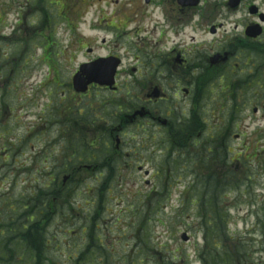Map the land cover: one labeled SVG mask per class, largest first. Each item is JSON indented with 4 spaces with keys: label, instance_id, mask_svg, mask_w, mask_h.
Returning a JSON list of instances; mask_svg holds the SVG:
<instances>
[{
    "label": "rangeland",
    "instance_id": "1",
    "mask_svg": "<svg viewBox=\"0 0 264 264\" xmlns=\"http://www.w3.org/2000/svg\"><path fill=\"white\" fill-rule=\"evenodd\" d=\"M28 1L0 0V247L7 243L13 257L6 264H21L18 259L25 264L28 233L33 235L31 242L36 243L42 264L46 260L60 264H206L205 260L207 264H222L209 262V255L203 252V227L211 224L195 219L189 198L203 192L198 179L203 172L199 165L191 167L188 162L200 159L196 150L178 148L179 140H184V134L180 136V130L185 129L182 119L173 121L165 142L160 140L162 132L140 121L124 125L109 151L102 145L109 142L100 137H107L109 129H114L113 120L132 110L136 98L143 99L138 91L135 94V83L140 80L133 84L136 75L131 78L124 72L129 71L131 62L134 65L139 53L131 51L133 58L124 55L122 59L124 71L119 74L123 78H118V83L123 85L118 96L91 91L78 98L71 79L77 65L88 57L84 51L73 55L65 49L66 54L61 53L72 32L83 37V42L97 40L90 46L95 56L111 51L100 42L105 37L102 27L97 23L90 26L102 5L98 0L61 2L64 8L72 5L67 14L73 19L70 25L64 11L55 6L58 0H49L53 4L48 11L38 4L19 9ZM56 42L62 46L56 47ZM46 44L51 45L48 50H44ZM112 47L121 55L122 48ZM137 68L147 74L144 69H149V64ZM180 102L174 101L173 108L181 115ZM262 103H253L234 119L240 139L234 137L232 129L218 133L220 121L229 122L224 115L206 116V108L201 112L199 107L192 117L199 124L205 123L197 147L208 142L219 147L211 156L214 162L208 161L214 163L209 172L219 182L217 187L221 183L234 186L228 201L231 241L227 248L231 252L244 245L248 253L245 260L233 254L234 264H264ZM252 107L258 109L256 113ZM93 141H99L96 148L91 147ZM117 141L122 146L115 155ZM170 143L176 148L170 149ZM241 148L245 151L239 158ZM220 151H225V158ZM91 162L96 166L94 172L84 170L62 183L69 171L75 173L78 165ZM195 177L197 183L192 184ZM28 213L37 222L35 230H28L30 217L20 218ZM11 232H19L18 239L8 241ZM182 233L189 242L181 240Z\"/></svg>",
    "mask_w": 264,
    "mask_h": 264
},
{
    "label": "flooded vegetation",
    "instance_id": "2",
    "mask_svg": "<svg viewBox=\"0 0 264 264\" xmlns=\"http://www.w3.org/2000/svg\"><path fill=\"white\" fill-rule=\"evenodd\" d=\"M98 3L102 5L99 16L96 20L92 18L90 26L94 28L97 23L102 27L105 34L100 40L102 47L108 45L111 48V53L105 57L120 60L115 87L110 90L91 84L86 93H73L78 98L88 96L91 91L118 96L123 85L118 83L119 73L124 71L122 59L124 55L134 57L131 51H136L139 55L135 57L134 65L131 62L129 71L124 72H129L127 76L131 78L132 74L136 75L133 84L135 80H140L135 83V94L138 91L143 96V99L136 98L132 110L121 112L120 117L113 120L115 130L109 129L107 137L104 136L106 134L100 137L109 141L105 145L102 143L107 151L124 125L145 121L155 132H162L163 140H160L165 142L173 121L182 119L181 126L185 129L180 132L184 133V140H179V150L198 148L197 152L201 153L203 145L197 147V140L205 133L202 130L201 135L200 132L205 123L199 124L200 121H193L192 118L199 107L201 112L206 108V116L228 117L229 122L220 121L222 128L218 133L221 130L228 133L232 129L231 133L237 139L238 121L234 119L253 103L260 106L263 102L264 107V0H98ZM72 20L67 16L65 18L70 25ZM91 28L90 31L93 30ZM83 39L79 34L70 33L68 45L64 46L61 55L67 51L73 55L84 51L88 59L83 64L96 60L98 56L90 46L97 40L83 42ZM55 46L61 47V42H56ZM112 46L122 48L121 55ZM145 64H149V69H144L147 74L137 68ZM81 65H77L73 75ZM176 100H181L183 104L181 115L173 108ZM257 110L253 108L252 112ZM133 114H136L135 118H130ZM201 120H204L203 117ZM101 127L104 128V125ZM97 142H91L94 144L91 147L94 148ZM117 143V151L113 147L115 155L122 146L121 141ZM169 147L176 148L172 143ZM91 164H80L75 173L69 171L67 176L71 179L84 170L92 173L96 166L93 162ZM44 215L47 216L46 213ZM26 249L25 264H42L35 242H28ZM0 251V262L6 264L13 261L12 251L6 243ZM22 262L17 260V263ZM44 264L60 263L46 260Z\"/></svg>",
    "mask_w": 264,
    "mask_h": 264
},
{
    "label": "trees",
    "instance_id": "3",
    "mask_svg": "<svg viewBox=\"0 0 264 264\" xmlns=\"http://www.w3.org/2000/svg\"><path fill=\"white\" fill-rule=\"evenodd\" d=\"M28 4L29 5L38 4L40 7L46 8L47 10V6L49 5V0H29L28 3H25L23 5V8L19 6V9H24V7H28L27 6ZM48 41H50V39H48ZM46 46L47 47H45V49L47 50L50 45H46ZM183 134L184 133L182 132L180 136H182ZM177 136H179V134H177ZM202 149H204V152H202ZM215 149L219 150L218 145L214 144V142L213 143L208 142L205 146L203 145V147L201 148V153L197 152L198 148L196 149V152L199 154L200 159L195 160L198 158L196 157V158H190L188 160V162H190L191 167L199 165L200 168L198 170L203 172L202 176H200L202 173H199L198 175V179L200 177V185L203 188V192L201 194L196 193L197 195H195L194 197L189 196V198H191V204L194 207V210L196 212L195 219L197 220L199 219L200 221L202 220L203 224L204 223L211 224V225L204 224V227H203V231H204L203 233L206 234V239L204 238L205 247L203 249V252L206 255H209L210 257L209 262L212 263L218 260L222 264H234L233 254L242 255L243 259L245 260L248 256V253H247L246 246L244 245L234 247L235 249L233 248L231 252L230 250L228 251V248H227V243L229 242V240L231 241V238L229 237V232L227 230L228 221L230 220V213L228 210V208L230 207L229 206L230 204L228 201H229V195L230 193H232V188H234V186L227 184V183H221L220 187H217L219 182L216 180V178L213 179L212 175L210 174L209 172L210 168L214 165V163H208V161L214 162L212 157L215 154L214 152ZM220 154L221 156H223V158L226 157L225 151H220ZM253 155L255 158L259 157V154L256 153V151H253ZM198 179L195 177V180H194L195 182L192 184L197 183ZM194 188L196 190L197 186H195ZM183 200L185 199L183 198ZM202 200H204L206 203L203 202ZM202 205H205L207 207L204 208ZM43 212L45 213V210ZM29 217L31 219L29 220L30 224H29L28 230H32L34 229L33 226L36 225L34 223L35 218L30 216L29 213L22 214L20 216V218H26V219H28ZM32 223L34 224L31 225ZM261 226L263 228V233H264V224L262 223ZM8 229L9 228L7 227V230ZM19 235H20L19 232H11V234L9 235L10 237L8 241H14L18 239ZM25 238L29 243H32L31 241H33L34 239L33 235L29 233L25 236ZM6 245L8 246L7 243ZM200 252L201 251H199V253ZM216 254L219 255L218 257L219 259L216 258L217 257ZM204 263L207 264L208 262L205 260Z\"/></svg>",
    "mask_w": 264,
    "mask_h": 264
},
{
    "label": "water",
    "instance_id": "4",
    "mask_svg": "<svg viewBox=\"0 0 264 264\" xmlns=\"http://www.w3.org/2000/svg\"><path fill=\"white\" fill-rule=\"evenodd\" d=\"M107 61H104V63H94L91 65L86 71H87V78H88V83L95 82L100 85H106V86H111L113 84V76H114V71L116 68V64H112V67L109 65H105ZM85 84V87H86ZM74 85L76 87L77 91H83L84 85L82 82H74ZM134 117V116H133ZM67 178H64V181H66ZM187 236L186 234L182 235V240L187 241Z\"/></svg>",
    "mask_w": 264,
    "mask_h": 264
}]
</instances>
